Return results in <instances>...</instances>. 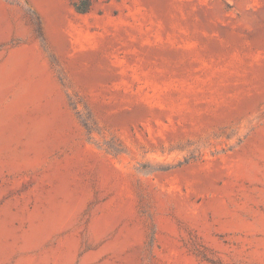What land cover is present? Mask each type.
<instances>
[{"label": "rangeland", "instance_id": "rangeland-1", "mask_svg": "<svg viewBox=\"0 0 264 264\" xmlns=\"http://www.w3.org/2000/svg\"><path fill=\"white\" fill-rule=\"evenodd\" d=\"M0 264H264V0H0Z\"/></svg>", "mask_w": 264, "mask_h": 264}]
</instances>
